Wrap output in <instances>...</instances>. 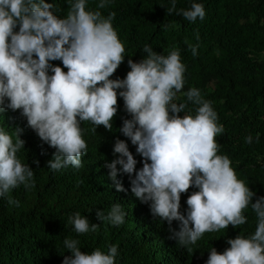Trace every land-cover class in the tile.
<instances>
[{
  "label": "clouds",
  "instance_id": "9594fccd",
  "mask_svg": "<svg viewBox=\"0 0 264 264\" xmlns=\"http://www.w3.org/2000/svg\"><path fill=\"white\" fill-rule=\"evenodd\" d=\"M109 3L100 0L97 8ZM86 5L87 0H70L66 18H58L53 4L45 0H0V113L22 110L28 126L56 149L48 167L59 171L82 166L88 146L81 122H90L93 133L101 125L111 131L118 95L123 97L132 119L124 120L120 131L138 146L144 163L137 172L127 143L117 140L114 152L120 158L107 165L111 177L116 178L117 165L124 173H135L131 180L134 195L143 203L151 202L152 214L169 225L180 222V230H172L171 238L189 252L206 232L245 224L243 211L251 204L257 217L254 235L229 239L230 247L222 254L213 247L206 264H264V197L252 203L255 193L238 179L230 158L217 154L215 138L224 132L217 123L218 114L195 87L183 92L187 102L198 106L195 116L181 117L187 102H173L185 84L186 66L179 49L165 56L145 45L147 57L139 63L128 60L131 71L125 79H110L125 57V46L112 24L115 13L104 17L99 10H86ZM174 11L192 22L198 17L203 20L206 14L201 3L177 10L176 0H171L167 13ZM198 47L189 45L193 56L198 55ZM55 60H61L68 71L49 63ZM117 89L123 91L118 94ZM21 131L10 135L0 128V197L21 185L35 187L34 171L17 157L25 145ZM245 141L251 144V135ZM193 185L199 191L188 197L185 216L180 212L181 194ZM117 190L123 191L122 185L117 184ZM8 199L19 206V201ZM125 216L119 203L107 215L97 212L100 220L115 226L124 224ZM69 223L77 234L99 227L90 226L78 212L69 217ZM63 243L72 253L63 264H115L116 245L108 254L99 249L86 254L77 239L67 238Z\"/></svg>",
  "mask_w": 264,
  "mask_h": 264
},
{
  "label": "trees",
  "instance_id": "16d2710c",
  "mask_svg": "<svg viewBox=\"0 0 264 264\" xmlns=\"http://www.w3.org/2000/svg\"><path fill=\"white\" fill-rule=\"evenodd\" d=\"M45 2L53 4L54 15L66 18L70 0ZM99 3L87 0L86 10H99L104 17L114 12L112 24L125 46L124 61L110 79H125L131 71L128 60L139 63L147 57L145 45L165 56L173 48L179 49L186 66L185 84L173 102L185 103L183 92L193 87L200 90L218 114L217 123L224 127L215 138L217 154L230 158L238 179L255 193L252 203L264 197V0H176L177 10L190 9L192 3L203 4L205 17L194 22L175 11L169 15L171 0H110L103 9L97 8ZM14 31H19V25ZM189 45H199L198 55H192ZM49 63L68 71L61 60ZM116 91L119 94L123 89ZM117 103L111 131L101 125L93 133L90 122H81L88 146L81 158L82 166L59 171L48 167L56 149L28 126L22 110L0 113V128L10 135L22 130L20 138L25 145L17 157L32 168L35 180L32 189L21 185L0 197V264H63L64 257L72 255L63 243L67 238L79 240L78 247L86 254L97 249L108 254L109 248L116 245L115 264H206L213 247L222 254L230 247L229 239L254 235L257 217L250 204L243 211L245 224L206 232L190 246L191 252L171 238L172 230H180V222L169 225L152 214L151 202L143 203L134 195L131 180L135 173H124L117 165L116 178L110 175L107 165L120 158L114 152L117 140L127 143L137 161V172L144 163L138 146L120 131L124 120L132 116L123 97L118 95ZM187 104L179 115L195 116L198 106ZM249 135L251 144L245 141ZM117 184L123 191L117 190ZM196 191L199 189L193 185L181 194L180 212L185 216L187 199ZM9 196L19 201L18 207L9 203ZM117 203L126 213L124 224L115 226L97 217L98 211L107 215ZM77 212L89 220L90 226L99 225L97 230L75 233L69 217Z\"/></svg>",
  "mask_w": 264,
  "mask_h": 264
}]
</instances>
